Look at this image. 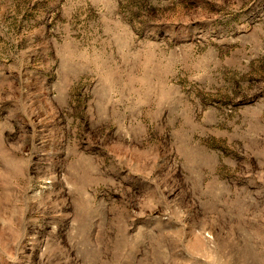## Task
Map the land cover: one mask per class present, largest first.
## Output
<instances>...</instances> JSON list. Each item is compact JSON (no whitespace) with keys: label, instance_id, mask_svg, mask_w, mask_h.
<instances>
[{"label":"rangeland","instance_id":"rangeland-1","mask_svg":"<svg viewBox=\"0 0 264 264\" xmlns=\"http://www.w3.org/2000/svg\"><path fill=\"white\" fill-rule=\"evenodd\" d=\"M0 264H264V0H0Z\"/></svg>","mask_w":264,"mask_h":264}]
</instances>
